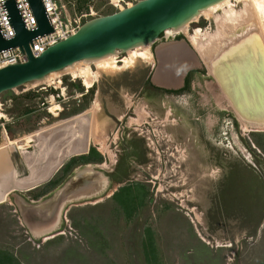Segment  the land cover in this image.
<instances>
[{"label": "rangeland", "instance_id": "obj_1", "mask_svg": "<svg viewBox=\"0 0 264 264\" xmlns=\"http://www.w3.org/2000/svg\"><path fill=\"white\" fill-rule=\"evenodd\" d=\"M139 1L141 0H132V3L136 4ZM66 4L73 16L90 13L91 8L93 9L94 16L88 17L84 23L120 11L111 4V0H68ZM241 8L243 9V6L237 3V10L241 11ZM199 27L210 32L217 29L214 20L207 21L201 18L198 22L190 24L189 31L193 32ZM185 34H173L167 31L162 34L154 47L173 38H186ZM125 55L121 52L119 57L122 58ZM153 65L139 63L133 69L123 68L115 74L104 75L94 92L89 94L88 105L85 108L90 111L96 108L94 105L98 106L96 110L98 109L99 121L97 122L99 123L96 124V135L100 138L99 141H105L108 138L111 141L114 137H118L120 129L113 121H110L109 111L117 117H123L130 109L134 112L128 114V124L132 127L131 129L137 130L134 135H139L140 141L142 139L141 142L147 143L152 153L150 161L152 168L148 165L147 170L150 168L152 175L156 177L154 181L158 182L159 191L156 193L155 189L154 194L158 203L154 206L161 209L160 218L156 220L149 214L150 209H146L147 214H145L149 217L145 214L143 216L148 217L147 221L143 219V216L140 219H132L131 213H134L132 209L137 210L141 203L139 195L134 194L136 197L128 195L126 198L123 196L126 200L122 206L126 211L131 212L129 213L131 220L122 218L117 222L112 217L115 223L111 222L108 229L114 231L115 237L99 239L96 234L90 235V240H95L92 247L98 249L102 245L104 247L116 243L115 248L121 250L122 246H126L127 242L129 244L133 238V242L137 245L142 241L139 236L135 238L137 235L134 233L137 231L142 233L147 225L148 237L144 240L146 246L144 256L148 264H172L173 256L165 254L166 250L172 251V248L184 254L185 264H264L263 202L255 203L254 195L251 191H247V186H243L230 203L226 204L224 197L223 211H220L221 207L215 205L217 203L215 195L219 193L218 183L222 176L221 164L224 163H221L222 159L216 153L218 150L209 146L206 140L208 137H204V134H208L204 133V130L213 134L211 129L214 122L220 121L223 113H229L232 110L225 106L224 101L218 102L213 94H209L207 84L205 87L203 82L200 84L201 92L205 95V104L201 109L193 111V114L179 108L177 111H170L162 102L147 99L139 92L141 85L148 81ZM206 69L207 72L208 69ZM56 74L53 82L58 84L60 81V85L49 86V82L43 80L0 95V117L2 118L0 119V145L6 142V138L8 140L22 138L34 131L51 126L59 120H65L67 108L77 109L78 105H81L79 101H83L84 98L80 95L86 90L82 81L74 79L65 70ZM209 74L212 75L211 72ZM72 78L77 82H72ZM239 85L237 88H241V84ZM77 86L80 87L77 88ZM52 99H55L62 110L58 118L53 117L49 112ZM84 109H78L77 115L82 114L79 112H83ZM132 119L139 121L134 122L131 121ZM200 120L205 122L199 123ZM74 122V127L79 126L78 119ZM253 128L249 125L246 130L239 131L251 148L252 144H255L264 153V132L259 133L264 131V128L252 130ZM46 139L48 141L41 146L36 147V143H32L28 149L31 154L39 158L38 164L33 167L27 166L20 152L15 151L12 154L14 177L9 185L0 183V196L6 199L3 204H0V264H5L11 259H15L16 264H98L93 259L94 254L92 256L85 253L86 249L89 251L88 246H90L88 237L84 235L87 229L86 221L93 224L99 223L100 228L105 229L104 223L106 219L108 220L106 217H110V214L106 215V211L109 209L111 213L114 209L112 200L103 201L101 205L109 206L97 209L104 213L100 217H97L98 214L95 212L91 213L90 208H93L91 205L93 202L102 197L91 202L87 201V204L84 202L87 205H84L85 207L73 206L72 211L66 216L68 221L63 228L66 235H56L45 241H35L22 223L12 197L13 193H19L37 202L38 198L45 193L46 196L53 193L59 185L61 186L70 178L69 176L76 169L84 167L77 161L72 166H65L59 171L51 184L44 182L64 163L69 164L73 159L69 157L80 154L87 146L85 142H80L77 131L62 133L56 142H52L49 137ZM254 151L259 153L257 150ZM38 184H40L39 188L32 189ZM164 197L169 200L161 202L160 199ZM162 203L163 207L160 206ZM81 209L90 211L84 213L85 216H80L78 213ZM262 217L263 221H261ZM254 226L257 232L262 231V234H259L261 237L258 234H251L255 230ZM71 230L73 235H70ZM111 231L106 234L109 235ZM195 232L200 234L199 240L194 238ZM129 235L132 237L129 238ZM160 246L163 250L165 249L163 254L157 249ZM187 250H193L190 254H193L194 259L189 258ZM107 264H112L111 258Z\"/></svg>", "mask_w": 264, "mask_h": 264}, {"label": "water", "instance_id": "obj_2", "mask_svg": "<svg viewBox=\"0 0 264 264\" xmlns=\"http://www.w3.org/2000/svg\"><path fill=\"white\" fill-rule=\"evenodd\" d=\"M219 1L222 0H141L133 7L85 23L77 33L35 57L30 49L33 40L54 32L45 7L41 0H29L37 28L28 30L15 1L9 0L6 6L16 36L6 40L0 31V52L20 47L28 54V61L0 69V95L43 80L82 60L125 52L141 44H156L166 30L184 25ZM153 54L156 67L151 82L161 89L178 90L191 71L204 68L186 38L162 42L153 48ZM210 87L219 93L214 83ZM104 180L107 181L103 174L89 164L76 169L66 182L37 202L19 193L12 197L28 233L35 241H42L63 231L70 206L103 197Z\"/></svg>", "mask_w": 264, "mask_h": 264}, {"label": "bare ground", "instance_id": "obj_3", "mask_svg": "<svg viewBox=\"0 0 264 264\" xmlns=\"http://www.w3.org/2000/svg\"><path fill=\"white\" fill-rule=\"evenodd\" d=\"M112 1L120 11L125 9L121 3L122 0ZM237 3L243 6L241 11L237 10ZM133 5L129 4L126 7H133ZM220 12L222 14H219ZM201 18H205L207 21L214 20L217 29L210 32L199 27L190 32V24L198 22ZM167 31L173 34L186 33L187 41L207 66L209 73H212L211 76L214 77L216 88L219 90V93L216 90L212 91L215 98L218 99V102L226 103L227 108L232 110L245 130L249 125L256 130L264 128V0H222L201 10L184 25L168 29L165 33ZM153 48V43L141 44L125 51L126 55L122 58L119 57L121 52H114L101 58L76 62L64 70L69 72L74 79H80L87 90L93 88L104 75L115 74L123 68L133 69L139 63L155 64ZM56 76L57 74L53 73L43 80L52 86L57 84V82H53ZM58 84L60 85L61 82L59 81ZM239 84H241V88H237ZM58 88L61 87L58 86ZM96 108L85 112L84 117L77 118L80 123L78 125L81 127H74L73 119L59 120L51 126L34 131L22 138L14 140L6 138V142L0 145L1 185H9L10 180L14 177L15 168L12 154L15 151L20 152L27 166L33 167L38 164V156L28 151L32 143H36V147H39L48 141L47 137L52 142H56L59 136L66 131H77L81 143L87 144L91 138L96 141V124L99 123L97 122L99 119ZM60 111H62L61 107L55 102V99H52L49 112L53 117L58 118ZM87 117L91 119L87 120ZM5 201L6 199L1 195L0 202Z\"/></svg>", "mask_w": 264, "mask_h": 264}, {"label": "flooded vegetation", "instance_id": "obj_4", "mask_svg": "<svg viewBox=\"0 0 264 264\" xmlns=\"http://www.w3.org/2000/svg\"><path fill=\"white\" fill-rule=\"evenodd\" d=\"M203 65L205 66L204 63ZM155 67L156 63L153 65L148 81L141 85L139 94L152 101L162 102L170 111H177L179 108L190 111L193 114V111L201 109L205 104V95L201 92L200 82L205 83V87L207 84L209 94H213L214 96L210 87L211 84H215L214 77L208 71H205L206 67H204V70L191 71L186 77L185 84L178 90H165L154 86L151 82V76ZM205 78L208 79L205 80ZM72 82H77V80L72 78ZM97 86L98 82L93 88L85 90L80 95L84 99L83 101H79L81 105H78L77 109L67 108L65 120H75L79 116H83L85 112H88L87 108H85L88 105V96L89 94L91 95V92H94ZM79 87L77 86V88ZM78 109H84L83 112H79L82 114L77 115ZM130 113L134 112H131L130 109L123 117H117L109 111L108 114L111 116L110 121H113L118 129H120L118 137H114V140L111 141H109V138L105 141H99L97 138V142L91 138L88 142L86 141L87 146H85L84 151L71 158L83 156L81 165H94L103 174L104 178L107 179V181H102L106 192L99 201L112 200L115 204L122 205L126 200V196L137 194L139 195V202H144L145 207L139 206L137 210H134V213H131L133 216L130 215L132 219H140L144 208L148 207L150 209L149 214L157 220L161 215V209L154 206V204L158 203L154 198L155 189L157 190L156 193L159 191L157 187L158 182L154 181L156 177L152 175L150 168L147 170L148 165L152 168V163L150 162L152 153L148 148L149 145L141 142L142 139L140 141L139 135H134V133H137V130L131 129L132 127L129 126V118L127 116ZM86 119L90 120L91 118L87 117ZM131 121L137 122L139 120L135 121L132 119ZM198 122L205 121L200 120ZM212 126L211 131L213 134L204 130V133L208 134H204V137H208L206 140L209 146L214 150H218L216 153L221 157V163H224L221 164L222 176L218 183L220 185L219 193L215 195V201L217 202L215 205L221 207L220 211H223L225 204L222 202L224 201V197L226 204L230 203L231 199L238 195V190L243 186H247V191H251V194L254 195L255 203L259 201L263 202L264 205V153L255 144L251 143L252 149L243 138L240 131L242 129L245 130V128H243L232 111L223 113L220 121L214 122ZM252 130L256 129L253 128ZM263 132L260 131L259 133ZM254 150H257L259 153H256ZM213 158L215 157L213 156ZM160 200L162 202L169 199L164 197ZM160 206L163 207V203ZM124 215L128 216V213ZM263 217L261 221H263ZM251 234H258L259 236V234H262V231L259 230L257 232V229H255Z\"/></svg>", "mask_w": 264, "mask_h": 264}, {"label": "built area", "instance_id": "obj_5", "mask_svg": "<svg viewBox=\"0 0 264 264\" xmlns=\"http://www.w3.org/2000/svg\"><path fill=\"white\" fill-rule=\"evenodd\" d=\"M9 0H0V31L4 39L9 40L16 36L15 30L11 23V17L6 6ZM16 6L20 12L22 20L28 30L37 28V20L34 16L33 10L30 6L29 0H14ZM51 26L54 32L48 35H43L35 38L30 45L32 54L35 57L42 55L49 47L67 39L68 37L77 33V31L83 26L84 20L88 17L94 16V11L91 8L90 13H83L79 15H72L67 7L66 2L68 0H41ZM123 6L133 4L131 1L122 0ZM111 4L114 5L111 0ZM28 61V54L24 49L20 47L10 48L0 52V69L23 64ZM0 119H2L0 117ZM68 221V220H67ZM66 221V222H67ZM59 235H66V232L62 231ZM70 235H73V230L70 231Z\"/></svg>", "mask_w": 264, "mask_h": 264}, {"label": "crops", "instance_id": "obj_6", "mask_svg": "<svg viewBox=\"0 0 264 264\" xmlns=\"http://www.w3.org/2000/svg\"><path fill=\"white\" fill-rule=\"evenodd\" d=\"M67 164H68L67 162L64 163L62 165V167L48 180V183H50L53 180V178H55L56 174L59 171H61ZM37 186H38L37 188H39L40 187V184L37 185ZM46 195L47 194L45 193L43 196H40V198H38V199L40 200V199H42L41 197H45ZM102 202L103 201H99L98 200V201L93 202V204H91L93 206V208H90V210H92L91 213L92 212H95L96 214H98L97 217H100L101 215H104V213L102 214L101 211L97 210L99 207L109 206V205H101ZM85 204H87V203L85 202ZM85 204L84 203H82V204H75L73 206H75V207H77V206H83V207H85V206H87ZM123 204H125V203H123ZM113 205H114V207H113L114 209L111 211V213H110L109 209H108V211H106V215L107 214H110V217H106V218H108V220L106 219V222L104 223V226H105V229L106 230L103 229V228H100L99 223L93 224L91 222L86 221L87 222L86 223L87 224V227H86L87 229L85 230L84 235L88 237V240H89V243H90V246H88V248H89V251L90 252L88 251V249H86L85 253H88V254H90L92 256L94 254V258L93 259H95V261L98 264H100V263L101 264H107V262L110 261V258L112 259V264H113V262L115 264L116 263L117 264H124V262H127L125 264H134V263H137V264H148V260H147L146 256H144V255H146V250H145L146 246H145V241L144 240H146V238L148 237V235L146 234V229L148 227L147 225H145L144 231L142 233L140 231L139 232L137 231L136 233H134V235H137V236H135V238H137L139 236V237H141V239H143V240L140 239V241H142V242H140V243L138 242L137 245L133 242L134 241V238H133V241L131 240V242H129V244L127 242V245L124 246V247L122 246V249L121 250L118 249V248L117 249L115 248L114 245L116 243H113V245H111L112 244L111 241H108V243H111V244H109V246H104L103 247V245H102L103 248L102 247H100V248L98 247V249H94L92 247V245L95 244V240H92L91 241L90 238H89L90 235L93 236V235L96 234L97 235V238H99V239H101L103 237L106 238V239H109V237L110 238L115 237L114 236V231H111L110 229H108V225L109 224L115 223V221H112V217L117 222H119L122 218L124 220H127V221H129L128 219L131 220V218L129 217L130 216L129 213H131V212H129L128 210L126 211L125 208L122 205H118V204H115V203ZM73 206H70V208L67 210L66 216H68V214L72 211V207ZM139 206L140 207L141 206L142 207H145V203L144 202H141V203H139ZM146 209H148V207L144 208V210L142 212V215H140V217H142L146 213L145 212ZM90 210H88V209L87 210L86 209H81L80 210V213H78V214L80 216H82V215H84V213L86 214ZM132 210H135V209H132ZM124 211H125V213H128V216H125L124 215L125 214ZM146 214H145V216H148ZM147 218L144 217L143 219H146V221H147ZM109 221H110V223H108ZM130 222H132V221H130ZM88 225H90V227H88ZM104 226H102V227H104ZM110 231H111V233L109 235H107L106 233L107 232H110ZM198 234L199 233H196L195 232V234L193 235L194 238H196L197 240H199L201 238L200 237V234L199 235ZM129 236H130L129 238L132 237L131 235H129ZM119 237H121V236H119ZM143 241H144V243H143ZM127 246H129V247H127ZM157 249L162 251L161 254H163V251L165 250V249L163 250V248L161 246L160 247H157ZM192 251L193 250H187V253H188L190 259H194L193 254H190V253H192ZM121 253H124V254H121ZM165 254H166V256H167V254L173 256V258H172V264H185L186 263V258L184 256V254L183 253H179V251H175L173 248H172V251L166 250L165 251ZM114 257H116V258H114Z\"/></svg>", "mask_w": 264, "mask_h": 264}, {"label": "trees", "instance_id": "obj_7", "mask_svg": "<svg viewBox=\"0 0 264 264\" xmlns=\"http://www.w3.org/2000/svg\"><path fill=\"white\" fill-rule=\"evenodd\" d=\"M78 159V160H77ZM82 159H83V156H79V157H75V158H73L70 162H69V164L68 165H66V166H72L73 164H75V162H77V161H79V163H82ZM52 183V181L49 183V184H51ZM17 262H16V260L15 259H11L9 262H6L5 264H16Z\"/></svg>", "mask_w": 264, "mask_h": 264}, {"label": "clouds", "instance_id": "obj_8", "mask_svg": "<svg viewBox=\"0 0 264 264\" xmlns=\"http://www.w3.org/2000/svg\"><path fill=\"white\" fill-rule=\"evenodd\" d=\"M84 24H85V23H84ZM84 24H83V25H84ZM58 235H59V234H58ZM44 241H45V240H44Z\"/></svg>", "mask_w": 264, "mask_h": 264}]
</instances>
